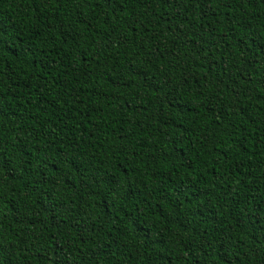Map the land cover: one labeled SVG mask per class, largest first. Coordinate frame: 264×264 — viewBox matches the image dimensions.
I'll list each match as a JSON object with an SVG mask.
<instances>
[{
    "label": "trees",
    "instance_id": "trees-1",
    "mask_svg": "<svg viewBox=\"0 0 264 264\" xmlns=\"http://www.w3.org/2000/svg\"><path fill=\"white\" fill-rule=\"evenodd\" d=\"M0 264H264V0H0Z\"/></svg>",
    "mask_w": 264,
    "mask_h": 264
}]
</instances>
